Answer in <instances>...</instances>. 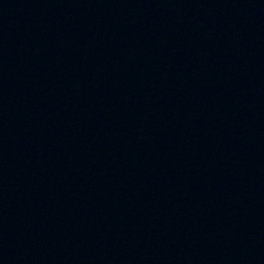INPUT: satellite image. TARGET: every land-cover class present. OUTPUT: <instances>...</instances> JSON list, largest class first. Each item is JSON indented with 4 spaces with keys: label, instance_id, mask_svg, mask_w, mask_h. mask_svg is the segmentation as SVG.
I'll use <instances>...</instances> for the list:
<instances>
[{
    "label": "water",
    "instance_id": "1",
    "mask_svg": "<svg viewBox=\"0 0 264 264\" xmlns=\"http://www.w3.org/2000/svg\"><path fill=\"white\" fill-rule=\"evenodd\" d=\"M0 264H264V11L0 0Z\"/></svg>",
    "mask_w": 264,
    "mask_h": 264
}]
</instances>
